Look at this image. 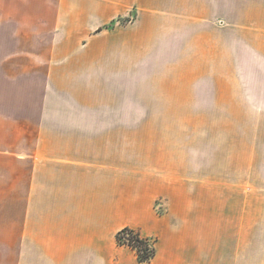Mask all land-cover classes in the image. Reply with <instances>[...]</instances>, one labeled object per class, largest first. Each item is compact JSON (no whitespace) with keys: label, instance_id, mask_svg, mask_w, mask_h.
<instances>
[{"label":"crops","instance_id":"obj_1","mask_svg":"<svg viewBox=\"0 0 264 264\" xmlns=\"http://www.w3.org/2000/svg\"><path fill=\"white\" fill-rule=\"evenodd\" d=\"M188 5L134 0L136 18L112 28L124 11L96 17L88 25L107 31L106 47L85 59L116 67L23 81V111L0 122V264H264V136H239L231 121L221 136L217 116L208 136L207 94L215 108L219 95L181 63L199 42ZM149 52L164 67H137ZM142 125L181 136H137ZM125 227L155 240L149 261L117 243Z\"/></svg>","mask_w":264,"mask_h":264},{"label":"rangeland","instance_id":"obj_2","mask_svg":"<svg viewBox=\"0 0 264 264\" xmlns=\"http://www.w3.org/2000/svg\"><path fill=\"white\" fill-rule=\"evenodd\" d=\"M166 1L160 0V4L165 5ZM133 2L0 0V122L7 115L18 116L23 111V81L33 79L34 72L44 68L116 67L115 61L105 66L102 61L85 59L87 54H97L106 47L100 38L107 31L97 34L98 30L93 32L88 22L122 10V16L114 18L110 28L129 24L136 18ZM187 7L192 13L191 28H199V42L190 45L189 60L181 63L205 74L192 77V83L208 90L216 88L219 95L216 98L219 107L215 108L209 106L207 94L204 111L210 120L208 136H217L218 126L222 128L221 136H227L225 125L229 121L239 136H264V0H190ZM194 15L200 19L193 20ZM84 23L87 30L82 29ZM89 35L97 39L88 48ZM172 47L171 52L177 58L183 46L176 42ZM166 55L165 48L154 54ZM144 56L148 58L137 67H164L161 64L165 61L151 60L150 52ZM132 64L128 62V67H136ZM215 116L222 120L218 126L214 124ZM189 117L186 127L192 132L190 136H198V125H193L198 123L195 110ZM139 127L137 136H181L180 126ZM132 131H128V136H132ZM14 141L15 149H21L22 136H15Z\"/></svg>","mask_w":264,"mask_h":264},{"label":"trees","instance_id":"obj_3","mask_svg":"<svg viewBox=\"0 0 264 264\" xmlns=\"http://www.w3.org/2000/svg\"><path fill=\"white\" fill-rule=\"evenodd\" d=\"M115 238L118 244L132 248L140 262L149 261L154 255L155 240L141 234L138 229L122 228L116 233Z\"/></svg>","mask_w":264,"mask_h":264}]
</instances>
